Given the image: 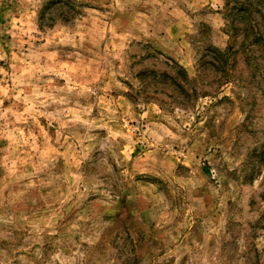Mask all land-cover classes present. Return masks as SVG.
<instances>
[{
    "label": "rangeland",
    "instance_id": "1",
    "mask_svg": "<svg viewBox=\"0 0 264 264\" xmlns=\"http://www.w3.org/2000/svg\"><path fill=\"white\" fill-rule=\"evenodd\" d=\"M0 264H264V0H0Z\"/></svg>",
    "mask_w": 264,
    "mask_h": 264
}]
</instances>
